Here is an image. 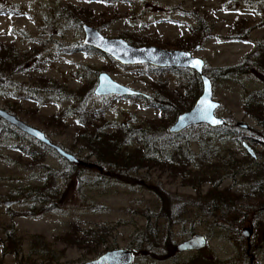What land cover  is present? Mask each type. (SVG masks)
<instances>
[{
	"label": "rangeland",
	"instance_id": "374dc122",
	"mask_svg": "<svg viewBox=\"0 0 264 264\" xmlns=\"http://www.w3.org/2000/svg\"><path fill=\"white\" fill-rule=\"evenodd\" d=\"M80 2L82 0H0V45L14 43L21 55L31 57L26 63L27 70L14 74L13 84L3 88L2 91L7 93L0 94V107L5 109L8 106L15 107L21 119L42 129L54 142L74 151L81 158H89V161L94 162L95 157L90 156L87 149L81 151L78 149L81 145L77 140L80 127L78 119L68 116L58 122L52 117L61 109L71 106L73 101L67 98L47 99L45 95L37 100L35 97L38 95L34 97L29 92L28 89L36 88L35 84L39 77L51 78L76 90L94 80H97L98 84L99 73L108 72L117 81L142 92L143 95L98 96L95 94L89 98L90 107L98 109L108 105L106 118L111 124L124 123L132 126L147 123L151 119H159L161 110L151 97L157 94L153 86L156 80L166 83L168 88L174 90V94L177 93L176 95L187 91L190 93L192 88L188 81L189 76L186 75L190 70L187 69H183L186 74L179 75L168 68L162 72L145 64L123 65L115 60L112 61L109 55L100 51H65V45L83 42L85 34L82 27L66 24V20L53 15L54 10L61 11L63 6L69 3ZM82 5L94 10V15L91 16L93 24H89L98 27L96 23L109 20V23L100 29L104 35L109 37L140 35L147 37L152 42L150 45L167 49H179L173 48L176 41L189 37L191 28L204 21L208 24L212 35L186 50L204 58L207 65L215 67L238 64L247 53L255 49L258 40H264V0H115L111 3L105 0H90L82 2ZM237 17L249 18L251 25L256 27L251 39L234 40L231 36V23ZM197 44H201V48L196 51ZM183 83L188 84L184 86ZM213 84L215 98L221 102L217 115L232 125L246 123L249 125L248 129L251 127L261 130L258 121L244 108L247 93L264 88L261 80L251 76L243 79V82L217 79ZM243 129L248 131L247 128ZM162 135L164 134L161 133L160 136ZM250 135L252 134L244 132L241 143L229 140L222 146L221 154L226 157V161H231L233 158L244 161L242 165L244 169L259 166L258 162L264 163V146L259 140L252 143ZM258 135L259 139H264L260 137L262 134L258 133ZM25 140L32 147L37 146L29 139ZM245 141L252 145L256 153H259L257 157H253L256 163L250 161L249 157L252 156L243 145ZM194 149L198 150L197 145H194ZM18 155H20L18 150L0 146V201L4 203H0V261L3 264H19L14 254H3L6 224H15L18 233L24 239V245H30V237L34 234L43 235L51 244L63 245L69 243L58 238L62 235L75 231L82 234V229L105 228L110 233L108 235L110 244L129 246L134 233L144 229L148 225V216L158 210L161 198L154 193L152 187L159 186L188 200L189 197L194 198L199 194L197 188L186 185L170 170L155 168L150 174H146V181H142L148 188L140 186L133 188L130 185L109 183V181L104 188H92L90 182L99 175L98 171H83L81 180L90 181L89 189H82L78 196V183L72 181L71 184L66 185V194H68L66 202H59L63 207L72 209V212L63 214L52 211L42 217L20 215L12 218L4 202L6 200H3L4 195L25 184H40L39 180L32 178L31 172L25 166L16 161ZM46 162L57 170L69 167V164L57 155L49 154ZM233 179L227 178L221 188H230L238 197L242 196L241 202L240 200L238 202L241 205L254 204L251 195L256 185L255 181ZM203 188L206 191L209 184L204 185ZM22 203L19 202L9 208L11 211L27 209L28 203L23 200ZM185 208L191 211V222L173 226L172 234L176 246L195 232L206 234L212 247L210 249L222 256L235 249L232 246L233 241L241 244L237 231L239 224L232 226L227 223L228 220L226 226H223L224 224L220 226L215 223L214 216L203 213L202 209L192 205H187ZM202 213L203 215H200ZM233 213V215L239 214L236 210ZM226 214L229 217L233 216L229 212ZM190 224L194 228L193 233L188 236ZM103 249L104 247L100 251ZM87 253L92 255L93 252L88 250ZM69 254L76 257L83 252L71 248Z\"/></svg>",
	"mask_w": 264,
	"mask_h": 264
},
{
	"label": "trees",
	"instance_id": "16d2710c",
	"mask_svg": "<svg viewBox=\"0 0 264 264\" xmlns=\"http://www.w3.org/2000/svg\"><path fill=\"white\" fill-rule=\"evenodd\" d=\"M84 1L82 0V2ZM105 1L111 3L115 0ZM82 2H80L81 4L69 3L67 6H63L61 11L54 10L55 14L53 15L59 16L66 20V24L74 27H82L84 22L93 24L91 16L94 15V10L85 8ZM108 23L109 20H106L105 22H98L96 25L97 28L102 29ZM255 28L251 25L249 18L237 17L231 23L230 33L234 40H248L251 39V34ZM211 35L208 24L201 21L197 26L191 28L189 37L176 41L173 48L191 49L197 42L205 41ZM123 36L137 46L152 44L147 37L140 35ZM65 46V51L69 52L75 50L99 51L83 42ZM28 58H31L30 55H21L14 43H2L0 45V94L7 93L2 90L6 85L13 84L14 74L27 70ZM114 60L112 58V61ZM145 65L153 66L158 71L165 69L150 64ZM168 69L179 75L186 74L183 68L168 67ZM187 70H190L186 75L189 76L188 81L192 92L188 93L189 91H187L176 95L177 93L174 94V90L168 88L166 83L156 80L153 86L157 94H153L151 97L161 110L159 119H151L147 123L135 126L124 123L111 124L106 118L108 105L98 109L90 107L89 98L95 95L97 80L72 90L59 81L45 76L39 77L35 84L36 88L28 89L29 92L34 97L37 94L38 96L35 97L37 100L45 95L44 97L47 99L67 98L73 101L71 106L61 109L52 117L58 122L63 121L68 116L78 119L80 127L78 128L77 140L81 142L78 149L79 151L87 149L90 152L89 155L95 157L93 162L95 165L86 166L70 163L52 147L41 143L0 117V146L18 150L20 155L16 161L31 172L34 180L40 181V184H25L4 195L3 200H19L18 202L21 203L23 200L28 203L27 209L21 211H11V208L8 207L12 218L20 215L42 217L52 211L63 214L72 212V209L63 207L59 202H66L68 197L66 185L71 184L72 181L78 183V196L82 189H89L90 181L81 180L83 171H98L99 175L90 182L92 188H104L105 184H108L107 181L130 185L133 188L136 186L148 188L142 180L146 181V174H150L151 170L158 168L170 170L175 177H180L183 183L197 188L199 194L194 198L189 197L190 200H188L182 195L173 194L159 186L152 187L154 193L161 198L158 210L153 215L148 216V225L144 229H139L134 233L129 246L140 248L146 244L161 245L162 243L176 246L172 228L178 223L186 225L191 222V211L185 208L187 205L202 209L205 214L212 212L215 223L220 226L223 224L226 226L228 220L227 223L238 222L239 214L232 217L226 214V212L232 214L235 210L240 213L241 210L236 209L239 204L237 195L231 192L230 188L222 189L221 186L227 178L234 176L245 181L254 180L256 184L254 190L264 189V184H262L264 176L259 182V176H256L257 172L262 171L264 173V163L258 162L259 166L244 169L242 167L244 161L235 158L226 161V157L221 154V148L229 140L241 143L244 132L252 134L250 135L252 143L259 140L258 133L262 134L260 137L264 138V88L249 91L244 103L245 111L258 121L261 130L250 127L247 131L227 121L220 127L199 124L190 126L179 133H171L169 127L180 113L189 110L194 105L202 91L199 74L194 70ZM205 72L212 78L213 83L217 79L243 82V79L251 76L264 83V40H258L255 49L247 53L238 64L220 67L206 64ZM187 84L183 83L184 86ZM7 110L19 115L13 106H8ZM161 133L164 135L160 136ZM25 139L33 141L37 146L32 147L26 143ZM194 145H197V151L194 149ZM67 150L74 153L70 149ZM49 154L61 157L69 164V167L64 170H57L52 167L46 162ZM75 155L81 158L78 154ZM249 158L251 162L254 161L253 157ZM81 159L92 162L89 161V158ZM254 162L256 163V161ZM206 184H209V188L204 191L203 187ZM87 208L89 207L87 206ZM87 208L85 209L89 210ZM193 228L194 226L190 224L188 236L193 233ZM4 232L6 243L3 247V254H14L19 264H27L26 259L18 257L23 249L24 239L18 233L15 224H6ZM108 235L110 233L105 228L98 230L90 228L86 236L75 231V233L70 232L58 238L65 243L76 244L81 247L87 245L91 247L92 252L100 253L102 246L111 242ZM29 244L48 245L51 243L43 235L34 234L30 237ZM0 264L3 262L0 261Z\"/></svg>",
	"mask_w": 264,
	"mask_h": 264
},
{
	"label": "water",
	"instance_id": "95a60500",
	"mask_svg": "<svg viewBox=\"0 0 264 264\" xmlns=\"http://www.w3.org/2000/svg\"><path fill=\"white\" fill-rule=\"evenodd\" d=\"M82 29L85 34L83 40L85 45L109 55L123 65L150 64L163 68L175 67L191 69L199 74L202 82L201 94L189 110L178 115L177 119L169 127L171 133H179L190 126L199 124H207L213 127H220L226 124V119L217 115V110L221 107V102L215 98L213 80L205 72L206 61L204 58L186 49H167L157 45L137 46L121 36H106L99 28L86 22L82 23ZM200 48L201 44H197L195 50L197 51ZM197 62L199 63L197 64ZM94 92L98 96L111 94L122 96L142 95V92L117 81L106 71L99 73L98 84ZM0 117L41 143L52 147L61 157L70 163L86 166L95 165L93 162L79 158L62 145L54 142L42 129L26 122L3 107H0ZM213 121H218V123H213ZM238 125L243 128H249V125L246 123H238ZM244 147L252 156H256L255 149L248 142H244ZM17 202V200H8L5 201V205L10 207ZM243 232L247 239L251 240L253 230L244 228ZM207 243L208 239L203 233H196L180 242L178 249L181 251L200 249ZM132 260L133 251L122 248L105 252L101 256L82 264H129Z\"/></svg>",
	"mask_w": 264,
	"mask_h": 264
},
{
	"label": "flooded vegetation",
	"instance_id": "af4514ba",
	"mask_svg": "<svg viewBox=\"0 0 264 264\" xmlns=\"http://www.w3.org/2000/svg\"><path fill=\"white\" fill-rule=\"evenodd\" d=\"M259 141L262 143L261 145L264 146V139H259ZM252 157H257V153L256 156ZM260 174L264 173H262V171L256 173V176H259V178L257 177L258 182L262 180L264 176ZM229 178H234V181H236L235 179L239 180V178H235L234 176ZM262 184H264V181ZM251 196L253 197L254 204L249 203L247 205H241V203H239L236 209L241 210L239 213L241 220L239 217L240 222L230 223L232 226L239 224L237 231L241 244L233 241L234 243L232 246L235 249L223 256L213 249H210L212 247L209 243V238L203 233L208 239V243L200 249L181 251L178 249L179 244L177 246L171 244L145 245L140 248L128 245L106 244V246H102V248L104 247L102 252H93L92 255H90L87 251L90 250L91 247L87 245L81 247L76 244H39L23 245V249L18 257L20 259H26L27 264H82L101 256L105 252L124 248L133 251V260L129 264H264V189L259 188L253 190ZM240 198H242V196H237L238 202L239 200L241 202L242 199ZM245 198L248 197L245 196ZM0 203L4 204L3 201H0ZM233 214L234 213L231 215ZM208 215L213 216V213L209 212ZM244 228L253 230L251 240H248L245 236L243 232ZM81 232L86 236L88 229H82ZM196 233L201 232H195L194 234ZM25 247H27V249ZM71 248H77L81 250L83 254L72 257L69 254Z\"/></svg>",
	"mask_w": 264,
	"mask_h": 264
},
{
	"label": "snow or ice",
	"instance_id": "6c2138e0",
	"mask_svg": "<svg viewBox=\"0 0 264 264\" xmlns=\"http://www.w3.org/2000/svg\"><path fill=\"white\" fill-rule=\"evenodd\" d=\"M199 62H197V64H198ZM211 107V106H210ZM213 123H218V121H213Z\"/></svg>",
	"mask_w": 264,
	"mask_h": 264
}]
</instances>
